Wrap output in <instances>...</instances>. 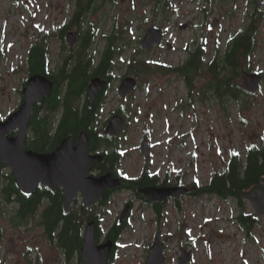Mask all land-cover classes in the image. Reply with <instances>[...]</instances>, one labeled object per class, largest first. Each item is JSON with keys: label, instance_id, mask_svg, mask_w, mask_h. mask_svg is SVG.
Returning a JSON list of instances; mask_svg holds the SVG:
<instances>
[{"label": "rangeland", "instance_id": "374dc122", "mask_svg": "<svg viewBox=\"0 0 264 264\" xmlns=\"http://www.w3.org/2000/svg\"><path fill=\"white\" fill-rule=\"evenodd\" d=\"M166 3V14L162 10L153 12V0H97L94 12H84L86 26L97 30L93 47L96 58L106 46L103 37L115 26L123 29L125 51L114 60L116 79L129 74L130 59L176 68L187 60L190 47L202 44L209 63L219 40L224 46L253 22L256 50L245 71L264 74V0L260 6L256 0H166L161 7ZM75 4V0H0V109L4 114L21 105V91L30 76L28 51L34 43L47 40L52 68H57L69 53L68 43L60 41L58 35L74 14ZM153 25L166 31L163 45L143 52L139 43ZM78 30L74 26L70 31ZM134 77L138 88L125 100L117 93L123 79L112 84L100 115V128L114 111L122 110L127 115L125 129L116 140L126 153L120 169L129 177H138L151 166L161 179L170 172V183L178 180L187 186L196 181L203 187L215 170L227 167L233 151L243 153L252 144L264 141V77L255 96L242 93L239 99H217L210 93L209 98L202 99L199 92L210 80L205 73L195 79L191 106L189 90L176 73L159 71L145 78ZM242 81L243 76L236 80L239 85ZM146 140L151 146L147 157L141 151ZM129 201L134 202L128 219L132 227L122 235L110 264H146L158 232L165 242V264H178L183 248L194 254L189 264H264V218H256L258 222L247 232L238 220L241 207L234 198L187 195L164 204L162 218L158 219L147 203L128 191H119L97 208L102 224L98 243L106 242L110 228ZM243 209L254 216L247 201ZM37 233H24L21 245H37L40 264H67L59 242L49 241L46 233L40 237L39 230ZM34 258L38 261V254ZM10 259L9 264H16L19 258ZM75 260L68 264H75Z\"/></svg>", "mask_w": 264, "mask_h": 264}, {"label": "trees", "instance_id": "16d2710c", "mask_svg": "<svg viewBox=\"0 0 264 264\" xmlns=\"http://www.w3.org/2000/svg\"><path fill=\"white\" fill-rule=\"evenodd\" d=\"M76 9L68 23L63 25L58 35L60 41L66 42V34L75 26L79 36L77 47L63 57L57 65L52 68L50 63V50L47 40L34 43L28 51L27 66L28 73L32 75H42L49 78L54 83L52 93L41 104L37 106L38 112L43 108L42 125L38 128V134L42 137V151H51L56 149L61 142L68 136L75 139L85 132L90 138L91 152H97L104 146L103 154L105 161L96 164L93 171H98L100 175L112 173L114 177L122 180V190H133L136 195L147 202V200L138 193L141 187L155 186L159 180L157 175L151 174L149 167H146L139 178H130L120 169V164L125 158L124 149L118 146L115 136H104L100 128L101 111L105 105V96L96 98L94 105L90 108L85 101L90 81L94 77H100L105 80H113L116 70L115 59L124 53L125 42L121 41L124 34L123 29L119 31L115 26L110 35L103 39L106 42L104 50L96 58L93 47L96 42L97 30L91 25L86 26L83 17L84 12L93 11L97 0H75ZM111 1V0H106ZM113 1V0H112ZM155 12L167 13L168 3L161 2L166 0H153ZM169 1V0H168ZM160 7V8H159ZM97 9V8H96ZM94 12V11H93ZM253 19L257 18L255 15ZM254 22L244 33L230 37L223 46L221 40L214 49L213 56L209 63L206 61L205 45L189 48L187 60L178 67H165V65L152 64L143 59H130L128 73L137 78H145L149 73L159 71L164 73L174 72L181 77L191 93L194 91L195 79L203 74L210 76V80L201 88L199 96L202 99L208 97L212 92L217 98L223 99L231 96L239 99L240 94H248L241 90L236 82L242 76V70L250 62L256 50L255 27ZM68 46L64 48L66 51ZM139 52L138 50H136ZM140 53V52H139ZM121 61L126 63L121 57ZM254 72V71H253ZM203 91V92H202ZM202 93V94H201ZM239 109V106H238ZM35 114V125L38 114ZM127 119L126 113L123 114ZM264 176V141L260 144H252L242 153L233 151L227 167L223 170H215L208 185L197 188V182L192 196L200 198L203 196L218 197L224 200L234 198L241 207L238 220L246 231L249 232L251 224L257 223L253 215H247L243 209L244 202L237 196V192L246 191L260 184ZM115 191L108 190L105 197L106 202ZM157 209L158 219L162 218L163 205H154ZM77 217V216H76ZM70 221L66 220L65 225L61 226V221L55 217L48 219V233L51 236L52 231L59 234L61 238L60 245L65 249L69 256L74 250H79L81 244V222L77 218ZM62 216L60 217V219ZM62 221H65L62 218ZM58 224V225H57ZM115 226V225H114ZM112 226L108 232L109 238L119 242L124 232L130 227L129 223L117 224ZM99 232L96 234L99 236ZM52 237V236H51ZM52 239V238H50ZM82 247V246H81Z\"/></svg>", "mask_w": 264, "mask_h": 264}, {"label": "water", "instance_id": "95a60500", "mask_svg": "<svg viewBox=\"0 0 264 264\" xmlns=\"http://www.w3.org/2000/svg\"><path fill=\"white\" fill-rule=\"evenodd\" d=\"M20 1V0H15ZM259 4L260 0H256ZM163 32L155 26L150 27L140 46L144 51L152 50L155 45L163 43ZM67 41L73 48L77 42V33L70 32ZM243 81L241 89L248 93H256L260 88L262 77L258 74L242 72ZM108 82L99 77L92 78L88 88V105L92 106L95 98L99 96ZM54 83L42 75L30 76L25 87L22 89L24 103L18 110L7 118L0 121V162L9 165L16 177L17 186L25 194H31L40 184L54 191L58 186L62 187L65 194L66 210L70 211L71 205L78 194L85 200L84 210L93 206V214L96 204L109 189L119 188L121 179L115 178L112 173L99 177L90 175L92 167L96 163H103L105 157L102 154H92L89 149V136L83 132L74 145V138L68 136L51 153L37 154L32 151H24V141L27 136L28 123L31 112L35 105L41 104L53 91ZM137 87V80L133 77H126L120 84L118 93L121 98H126ZM124 119L117 115L107 124L104 136L123 132ZM19 128L16 138L10 139L7 134L10 130ZM145 156L149 153L148 142L142 146ZM139 193L152 203H163L168 198L179 199L188 193V189L181 188H157L153 186L139 189ZM237 196L251 205L255 218L264 217V176L260 184L246 191L237 192ZM131 207H125L120 222L127 219ZM114 248V241L108 240L103 244L96 241V223L94 220L86 226L81 256L83 264H109V257ZM165 244L162 241V234L158 233L154 244L149 249L146 264H165ZM193 259V253L181 249V257L178 264H189Z\"/></svg>", "mask_w": 264, "mask_h": 264}, {"label": "flooded vegetation", "instance_id": "af4514ba", "mask_svg": "<svg viewBox=\"0 0 264 264\" xmlns=\"http://www.w3.org/2000/svg\"><path fill=\"white\" fill-rule=\"evenodd\" d=\"M165 31L164 29H162ZM115 83V80L109 82L105 91L101 93L100 96L107 95L109 89L112 88V84ZM21 105L24 103V100L20 101ZM20 105V106H21ZM19 106V107H20ZM38 105L34 106L32 109L30 122L28 123L27 136L24 141L23 149L24 151H32L37 154L51 153V151H42V137L38 134V128L42 125V113L43 108L38 112ZM93 107V105L91 106ZM38 114V119L35 125V114ZM124 114L122 110L119 112ZM11 112L4 114L0 109V121H5ZM114 115V114H113ZM112 115V116H113ZM19 133V128L15 130H10L7 134V137L14 139ZM74 138V137H73ZM77 143V138H74V145ZM12 171V168L0 162V264H9L11 256H17L19 259L16 264H40L41 251L37 245H26L23 247V234L26 232H31L36 236L38 235L37 231L39 230L40 237H43L46 233L49 241L58 243L60 249H63L60 245L61 238L58 233H55L54 230L50 234L48 233V219L55 217L61 221V226L65 225L66 220H73L76 216L79 222H81V244L79 250H74V252L69 256V253L64 251V259L68 263L73 261L76 258L75 264H83L81 257V246L83 243V235L85 231L86 224L95 220L96 223V234L100 230L99 236L96 235L97 243L102 239V224L100 215L97 213V208L100 205L106 203L104 196L95 206V211L93 215V207L90 206L84 210L85 201L82 199L81 195H78L72 203L70 211L66 210L65 206V194L62 187H57L54 191L45 188L43 184H40L35 191L31 194L23 193L17 186L16 177ZM165 186V185H163ZM180 185H176L179 187ZM192 187H189V194L192 193ZM135 195V193H133ZM154 205H160L159 203L152 204V210L157 211ZM65 221H62V218ZM2 219L4 221H2ZM123 224L125 222H120L119 220L115 224ZM58 225V224H57ZM114 226V227H115ZM52 238V239H50ZM105 240H110L108 234L105 237ZM118 244L115 243L114 250L111 254L110 259L115 258L117 253ZM38 254L39 259L36 261L34 258Z\"/></svg>", "mask_w": 264, "mask_h": 264}]
</instances>
